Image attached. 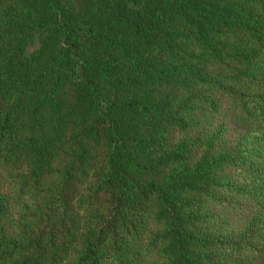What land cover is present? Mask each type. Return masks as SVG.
Listing matches in <instances>:
<instances>
[{
  "label": "trees",
  "instance_id": "trees-1",
  "mask_svg": "<svg viewBox=\"0 0 264 264\" xmlns=\"http://www.w3.org/2000/svg\"><path fill=\"white\" fill-rule=\"evenodd\" d=\"M0 264H264V0H0Z\"/></svg>",
  "mask_w": 264,
  "mask_h": 264
},
{
  "label": "rangeland",
  "instance_id": "rangeland-1",
  "mask_svg": "<svg viewBox=\"0 0 264 264\" xmlns=\"http://www.w3.org/2000/svg\"><path fill=\"white\" fill-rule=\"evenodd\" d=\"M66 156L63 150H60L54 159L51 162V170L45 173L37 182H33L32 180H27L23 186L24 197L31 199H39V200H56L57 197L55 194H52L50 191L51 186L57 183L59 179L58 172L56 171L59 168H62L65 165ZM89 181H84L83 185L77 186L76 193H72V200L70 201L71 205V215L74 217L76 221L81 223L85 220L84 215L89 211H96V209H102V197L98 198V203L95 205L91 204L87 205L85 202L82 204H77L78 199L81 197H87L91 192ZM30 195V196H29Z\"/></svg>",
  "mask_w": 264,
  "mask_h": 264
}]
</instances>
